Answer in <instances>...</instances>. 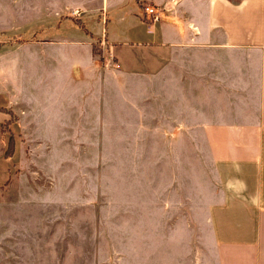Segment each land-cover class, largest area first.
Instances as JSON below:
<instances>
[{"label":"rangeland","instance_id":"obj_1","mask_svg":"<svg viewBox=\"0 0 264 264\" xmlns=\"http://www.w3.org/2000/svg\"><path fill=\"white\" fill-rule=\"evenodd\" d=\"M174 5L193 24L204 10L200 0H175L163 17ZM89 7L84 26L100 35L93 51L104 86L87 92L79 127L46 128L18 109L4 123L18 146L9 179L0 181V264H215L217 240L236 238L235 216L243 215L246 227L254 213L248 185L256 167L213 159L192 99L184 105L183 71L171 86L167 71L157 78L121 71L104 32V0ZM128 9L116 16L108 10L117 37L133 38L129 32L141 24L148 29L138 16H125ZM85 12L77 7L62 19L77 24ZM7 27L0 16L1 96L11 81L16 96L31 89L23 103L39 111L48 76L23 53L40 35Z\"/></svg>","mask_w":264,"mask_h":264},{"label":"crops","instance_id":"obj_2","mask_svg":"<svg viewBox=\"0 0 264 264\" xmlns=\"http://www.w3.org/2000/svg\"><path fill=\"white\" fill-rule=\"evenodd\" d=\"M109 1L104 0V32L118 68L156 78L167 71L169 86L181 80L183 71L184 105L189 106L187 100L192 99V113L198 114L213 159L256 167L254 183L248 185L255 194L254 213L249 212L246 227L244 216H235L236 238L218 239L213 258L215 264H264V0H200L204 10L196 24L182 20L175 5V13L163 17L175 0H113L111 8ZM89 5L90 0H0V16L9 21L4 29L36 28L40 37L33 41L24 37L21 43L33 42V50L23 54L33 67H39L42 76H48L47 102L39 111L23 103L27 96L31 98V89L16 96V87L8 81L7 97L0 91V107L7 109H0L4 131L0 141L6 143L0 148V181L9 179L16 158L15 122L9 129L15 149L6 153L11 134L4 123H11L12 113L18 109L32 118L39 116L37 121L46 128H78L79 115L91 101L87 92L103 88L93 51V42L100 35L84 26L86 16L93 12ZM146 5L164 10L162 18L153 21L145 13ZM77 7L85 9L84 21L76 24L70 17L62 19ZM127 7L125 16H138L148 29L141 24L139 31L129 32L133 38H120L108 28V10L116 16ZM7 76L9 79V72ZM173 92L176 98V88Z\"/></svg>","mask_w":264,"mask_h":264},{"label":"built area","instance_id":"obj_3","mask_svg":"<svg viewBox=\"0 0 264 264\" xmlns=\"http://www.w3.org/2000/svg\"><path fill=\"white\" fill-rule=\"evenodd\" d=\"M144 10L146 14L151 15L150 17L153 21L161 19L163 16V11H164L162 9H156L155 7L151 5H146L144 7Z\"/></svg>","mask_w":264,"mask_h":264},{"label":"trees","instance_id":"obj_4","mask_svg":"<svg viewBox=\"0 0 264 264\" xmlns=\"http://www.w3.org/2000/svg\"><path fill=\"white\" fill-rule=\"evenodd\" d=\"M0 109H3L5 111L7 110L4 107H0ZM14 149H15V146H14V138L11 135L10 142H9V146H8V149H7L6 153H12L14 151Z\"/></svg>","mask_w":264,"mask_h":264}]
</instances>
